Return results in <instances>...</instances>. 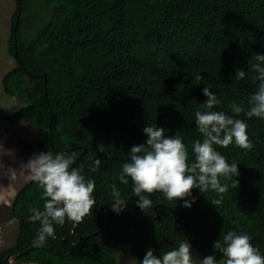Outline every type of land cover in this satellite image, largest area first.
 <instances>
[{
	"label": "trees",
	"instance_id": "1",
	"mask_svg": "<svg viewBox=\"0 0 264 264\" xmlns=\"http://www.w3.org/2000/svg\"><path fill=\"white\" fill-rule=\"evenodd\" d=\"M15 1L8 39L15 66L2 86L23 105L12 114L0 107V118L34 126V142L18 139L23 152L75 151L76 166L95 181L96 207L82 223L66 221L55 226V239L37 243L39 223L29 222V209L44 201L30 179L13 202L18 233L0 264H118L123 249L142 261L149 249L159 256L185 238L198 262L228 231L250 235L264 254V120L236 117L247 123L252 150L217 147L239 171L238 188L224 193L217 209V193L193 189L190 208L154 193L145 213L131 180L114 179L132 146L146 142V125L181 136L194 160L192 144L202 140L194 113L207 99L204 87L222 101L214 111L234 115L233 101L247 111L259 83L252 57L264 55V0ZM240 69L244 80L235 78ZM113 183L128 202L120 214L111 210Z\"/></svg>",
	"mask_w": 264,
	"mask_h": 264
},
{
	"label": "clouds",
	"instance_id": "2",
	"mask_svg": "<svg viewBox=\"0 0 264 264\" xmlns=\"http://www.w3.org/2000/svg\"><path fill=\"white\" fill-rule=\"evenodd\" d=\"M255 63L251 70L256 73L254 81H259L256 91L248 98V108L233 101L229 106L234 115H227L223 111L213 109L222 103L208 88L202 92L207 98L201 104L202 110L194 113L195 125L202 135L192 144L194 160L189 163V152L181 136H167L166 129L145 126L144 134L147 140L144 144L134 145L128 154L118 176L122 185L129 180L133 184L134 196L139 199L136 206L146 213L152 207L149 198L154 193H162L169 202L184 201L183 207L190 208L195 203L192 190L199 189L201 193L209 190L217 193L218 198L211 204L217 209L222 203L223 194L235 190L239 181L238 165L229 164L227 159L217 151V147L227 149L235 145L241 150L250 151L254 147L247 135V123L239 118L244 113L247 118L253 117L264 120V55L255 54ZM246 72L242 69L235 73L236 80H244ZM179 88H183L180 85ZM78 155L72 152L52 153L41 152L34 155L22 168L30 178L42 189L41 199L43 208L29 209V222L39 223L35 242L43 243L48 238L55 239V226H63L66 221L73 226L83 222L87 216H92V209L96 207L94 198L95 181L86 178L82 166H76ZM101 161L96 159L90 171H98ZM231 181V184L221 183V180ZM111 188V210L120 214L128 202L121 198V191L115 183ZM252 238L246 233L228 231L222 239L214 242V254L198 260V264H264V254L253 246ZM149 249L142 261L132 258L128 264H194L193 250L190 242L185 238L177 247L154 255ZM215 253H219L222 260L217 261Z\"/></svg>",
	"mask_w": 264,
	"mask_h": 264
},
{
	"label": "rangeland",
	"instance_id": "3",
	"mask_svg": "<svg viewBox=\"0 0 264 264\" xmlns=\"http://www.w3.org/2000/svg\"><path fill=\"white\" fill-rule=\"evenodd\" d=\"M15 8V0H0V107L5 114H12L23 105L16 97L6 94L2 86L3 77L15 66V60L8 52L11 17ZM35 135L34 126L28 122L11 124L0 118V253L13 246L16 241L18 220L13 216L12 205L18 191L31 179L22 165L41 153L39 149L23 152L18 139L22 137L34 142ZM132 258L134 257L123 249L118 264H128ZM11 261L19 264L13 259ZM194 264L198 262L194 261Z\"/></svg>",
	"mask_w": 264,
	"mask_h": 264
},
{
	"label": "water",
	"instance_id": "4",
	"mask_svg": "<svg viewBox=\"0 0 264 264\" xmlns=\"http://www.w3.org/2000/svg\"><path fill=\"white\" fill-rule=\"evenodd\" d=\"M16 27H17V23H16V25H15V30H16ZM158 219V218H157Z\"/></svg>",
	"mask_w": 264,
	"mask_h": 264
}]
</instances>
